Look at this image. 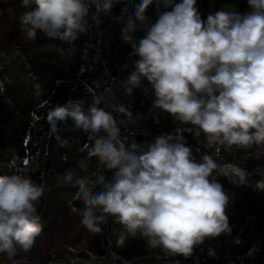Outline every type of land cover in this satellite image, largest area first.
<instances>
[{"label": "clouds", "instance_id": "obj_1", "mask_svg": "<svg viewBox=\"0 0 264 264\" xmlns=\"http://www.w3.org/2000/svg\"><path fill=\"white\" fill-rule=\"evenodd\" d=\"M114 2L35 0L37 6L19 17L21 32L29 42L39 34L72 42L89 30L90 21L99 23V14L110 12ZM23 3L27 7L29 0ZM153 4L158 17L137 41L134 33L149 19L146 12ZM248 4L249 12L229 7L205 20L197 0H140L134 19L122 30V39L137 57L126 92L130 95L147 80L154 91L153 106L194 126L209 144L264 150V0ZM101 103V97H94L85 108L83 100H69L48 114L53 132L60 122L71 120L92 141L77 160L82 172H88L94 157L112 172L110 178L98 177L96 191H87L90 176L65 174L67 185L79 186L83 193V207L71 211L84 227L99 233L106 216H112L126 233L119 244L139 234L150 247L186 258L205 239L230 233L229 197L213 173L232 172L243 183L246 172L232 164L218 165L208 154L197 162L186 141L171 133L146 146L129 144L121 126L132 121V112L123 104L107 111ZM257 186L264 189V181ZM44 195L45 186L22 171L0 175V254L12 264H21L18 253L29 252L41 235L36 202Z\"/></svg>", "mask_w": 264, "mask_h": 264}, {"label": "trees", "instance_id": "obj_2", "mask_svg": "<svg viewBox=\"0 0 264 264\" xmlns=\"http://www.w3.org/2000/svg\"><path fill=\"white\" fill-rule=\"evenodd\" d=\"M139 2L116 0L111 11L101 12L99 23L90 21L89 30L75 41L39 34L29 42L21 32L19 17L37 6L35 0H29L27 7L23 0H0V13H6L5 26L0 27V175L22 171L45 186V195L36 202L41 235L29 252L21 250L16 259L21 264H264V189L257 186L264 181V150L209 144L194 126L181 124L153 106L154 91L147 80L130 95L126 92L137 57L122 39V30L134 19ZM197 7L205 20L210 13L229 7L240 13L251 10L248 0H197ZM146 16L149 19L134 33L137 41L158 17L155 4ZM94 97L102 98L100 107L107 111L123 104L132 112V121L121 126L129 144L146 146L156 136L171 133L186 141L197 162L208 154L218 165L244 170L243 183L232 172L213 173L229 197L226 215L231 232L205 239L186 258L150 247L148 238L139 234L119 244L118 238L126 233L112 216H106L99 233L85 228L79 214L71 211L73 206L83 207V193L79 186L67 185L65 174L90 176L87 191H96L98 177L110 178L112 172L95 157L88 172H82L77 160L92 141L71 120L60 122L53 132L48 114L69 100H83L87 108Z\"/></svg>", "mask_w": 264, "mask_h": 264}, {"label": "rangeland", "instance_id": "obj_3", "mask_svg": "<svg viewBox=\"0 0 264 264\" xmlns=\"http://www.w3.org/2000/svg\"><path fill=\"white\" fill-rule=\"evenodd\" d=\"M6 13H0V27L5 26L3 23V19L5 17ZM0 264H10V261L7 259L6 254H0Z\"/></svg>", "mask_w": 264, "mask_h": 264}]
</instances>
